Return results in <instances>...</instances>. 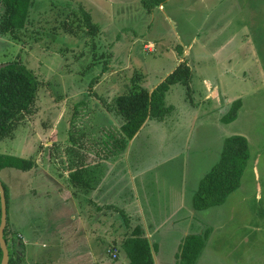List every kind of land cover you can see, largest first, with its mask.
<instances>
[{"label": "rangeland", "instance_id": "1", "mask_svg": "<svg viewBox=\"0 0 264 264\" xmlns=\"http://www.w3.org/2000/svg\"><path fill=\"white\" fill-rule=\"evenodd\" d=\"M33 1L28 26L0 34V65L21 62L40 82L31 114L0 140V154L34 163L0 172L17 264H129L122 243L136 226L155 264H175L183 239L207 229L197 264H264V0H167L151 12L142 0ZM182 62L192 81L167 93L171 112L103 163L121 126L115 98L153 91ZM238 99L237 119L222 123ZM232 135L249 142L241 185L196 211ZM78 167L86 189L70 178Z\"/></svg>", "mask_w": 264, "mask_h": 264}, {"label": "trees", "instance_id": "2", "mask_svg": "<svg viewBox=\"0 0 264 264\" xmlns=\"http://www.w3.org/2000/svg\"><path fill=\"white\" fill-rule=\"evenodd\" d=\"M3 5V15L0 22V34H16L24 30L30 20L33 0H0ZM167 0H142L143 6L151 12L155 7L162 6ZM86 16V15H85ZM87 17V16H86ZM89 19V17H87ZM91 31L96 28L91 25ZM192 81V71L186 62L180 63L165 80L153 91L136 89L115 98V113L121 118L118 138L109 153H99L101 157L117 158L122 154L128 143L140 132L148 120H163L172 110L166 104V95L177 84L189 86ZM40 82L34 73L21 62L11 61L0 65V140L12 137L18 123L31 114L36 103ZM242 100L233 102L229 111L221 118L224 124L234 122L242 108ZM74 144L77 140L72 139ZM91 148L90 144H86ZM85 149L84 145H78ZM90 146V147H89ZM250 159L249 142L242 135H232L224 140L220 159L200 181L198 189L192 198V206L196 211H204L223 205L230 194L241 185L243 172ZM82 166V165H80ZM32 160L21 157L0 154V172L4 169L29 171L33 169ZM86 170L83 167L71 168L70 178L76 187L88 188L90 185L83 178ZM5 189V188H4ZM6 199L8 203V196ZM1 197H0V225H1ZM141 226H136L127 236L122 248L129 259V264H155L153 248L145 236ZM211 229L204 234L187 235L176 254L175 264H197L210 236ZM8 222L4 233L10 261L17 264L16 255L9 239ZM3 251L0 246V264ZM45 264V263H35Z\"/></svg>", "mask_w": 264, "mask_h": 264}, {"label": "water", "instance_id": "3", "mask_svg": "<svg viewBox=\"0 0 264 264\" xmlns=\"http://www.w3.org/2000/svg\"><path fill=\"white\" fill-rule=\"evenodd\" d=\"M0 197H1V212H2L1 225H0V246L3 251L2 264H9L10 255L7 244L4 239V233L8 221V207H7L6 192L1 181H0Z\"/></svg>", "mask_w": 264, "mask_h": 264}, {"label": "crops", "instance_id": "4", "mask_svg": "<svg viewBox=\"0 0 264 264\" xmlns=\"http://www.w3.org/2000/svg\"><path fill=\"white\" fill-rule=\"evenodd\" d=\"M132 141H133V140H132ZM130 142H131V141H130ZM130 142H129V143H130ZM120 155H121V154H120ZM120 155H119V156H120ZM100 157H101V156H100ZM108 159H109V158H108ZM170 159H171V158H170ZM100 160H101L103 163H108V162L110 163V162H115V161H117V160H119V159L116 158L115 161H110V160H107V158L102 157ZM104 180H105V179L103 178L102 183L104 182ZM96 206H97V209H98V210H101V207H99L98 205H96ZM71 219L74 220V221L76 220L74 216H72ZM78 234H80V235L82 236L84 233H80V232L78 231ZM88 234H89V233H86V237H85V238L88 237V236H87ZM76 236H77V235H76ZM83 244H86V243L83 242ZM86 246H87V245H86ZM87 247H88V246H87ZM75 248L78 249V250L80 251V250H82V249L84 248V245H82V246H76V245H75ZM153 255H154V260L156 261V255L154 254V252H153Z\"/></svg>", "mask_w": 264, "mask_h": 264}, {"label": "built area", "instance_id": "5", "mask_svg": "<svg viewBox=\"0 0 264 264\" xmlns=\"http://www.w3.org/2000/svg\"><path fill=\"white\" fill-rule=\"evenodd\" d=\"M113 256H114V258H117L115 254Z\"/></svg>", "mask_w": 264, "mask_h": 264}]
</instances>
